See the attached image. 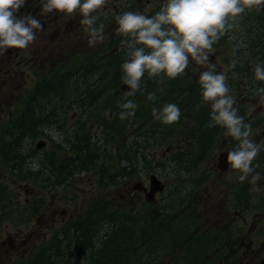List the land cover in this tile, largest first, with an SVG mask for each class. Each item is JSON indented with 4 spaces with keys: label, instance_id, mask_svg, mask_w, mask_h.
Here are the masks:
<instances>
[{
    "label": "trees",
    "instance_id": "trees-1",
    "mask_svg": "<svg viewBox=\"0 0 264 264\" xmlns=\"http://www.w3.org/2000/svg\"><path fill=\"white\" fill-rule=\"evenodd\" d=\"M126 1L124 8H127V11H135V7L139 8L137 0ZM162 6L163 4L147 15L149 17L154 15ZM110 12L108 10V13ZM110 16L111 14L108 15L107 22L113 24L115 18ZM237 24V28L213 45L215 54L212 56L214 58H210L208 65H213L212 67L217 70L215 64L219 62L222 63L220 67L223 65L231 67V63L236 61L235 68L231 67L230 71L236 73L237 79L241 75H246V81L251 85V95H254L256 88L264 87V82L255 81L252 70L256 63L264 62V8L246 10L238 18ZM124 39V36L117 33L115 43L102 53L79 60L73 65L64 66L62 70H50L21 103L18 114L4 126L0 133V147L3 151L7 145L11 146L16 141L15 134L39 139L40 130L46 129L49 120L54 119L52 123L60 127L61 123L67 125L68 114H83L88 116V119L71 133L67 150H59L61 144L64 146L63 143L55 144L51 148L56 155L52 160L51 169L57 173L58 179H60L59 176L64 175L65 180H68L74 177L75 173H89L95 168L98 172V182L104 187L112 189L121 186L124 190L132 188L138 176L136 159H141L144 163L157 160L152 159L147 153L148 147L140 144L141 136H144L145 140L153 138L152 146L160 147L165 144L168 159L178 164L190 165L188 171H197L201 160L216 150L218 146L216 140L225 136L226 131L220 126L209 127L210 112L202 102L201 88L198 83L202 70L197 72L192 65L197 63L190 62L185 72L176 79H169L163 74L154 79L142 78L140 89L146 90V93L141 94L137 91L134 96L127 97L138 105L135 115L133 118L121 120L119 114L123 109L119 107V104L125 102L126 97H120L119 93L125 90V95L128 92L121 80L123 73L120 67L127 58L126 49L121 43ZM222 47L230 49L233 57L226 58L224 53L221 54ZM231 81L234 83L233 86L228 84L231 94L238 98L240 89L236 88L239 82ZM150 93L156 94L154 101L148 99ZM44 97L48 98L47 102L44 101ZM55 97H59L62 103L59 105L54 103L52 99ZM167 103L179 106L181 118L178 122L165 125L157 121L154 124L155 118L148 119V114L153 107H163ZM44 108L52 112L47 113L43 111ZM101 113L103 115H100ZM240 113L245 116L243 107ZM62 116L61 121L62 118L59 120V117ZM95 117L101 133V136L96 137L88 127L89 121ZM259 119L263 129L264 117ZM140 120L144 122L141 123ZM190 122H194V127L188 129ZM187 135L193 151L186 149ZM38 145L37 149L43 151L47 142L42 143L44 147H38ZM231 145L236 146V142ZM24 151L26 152L27 149L22 148L19 152L20 157ZM70 151H73V156L65 163L57 159L59 155L68 154ZM109 151L114 152L115 155H111ZM6 153L4 152L5 156H7ZM117 157L120 168H116L114 164ZM18 158L16 154L15 160ZM258 166L264 167V154L259 157L258 162L253 161L254 169ZM131 169L132 172H129ZM148 175L150 177L152 173ZM117 176L123 178L120 184L115 182ZM57 186L58 184L54 183V187ZM176 186L179 187V184L167 185L165 193ZM189 199L188 190L179 198L178 205L181 206ZM119 208L121 210L109 213L99 203L91 205L88 212L79 215L73 222L66 223L62 229L63 232L57 230L25 262L20 264H74L75 260L71 259V254L77 255L78 262L81 264L90 262L89 258L94 264H99L97 261L100 259L102 264H149L148 254L152 250L172 249L184 244H187L185 246L187 254L181 251L175 254L179 257V264H181L180 261L189 260L188 246H191V254L193 251L196 257L193 259L194 264H198L202 259L203 254L199 252V249H202V245L205 246V241L200 239L195 245L193 239L186 236L188 221L183 225L172 220L170 224L156 230L154 227L147 226L154 221L153 216L145 217L142 223L139 210L132 209L127 212L122 209L123 206ZM101 216L107 217V220L103 221Z\"/></svg>",
    "mask_w": 264,
    "mask_h": 264
},
{
    "label": "rangeland",
    "instance_id": "rangeland-1",
    "mask_svg": "<svg viewBox=\"0 0 264 264\" xmlns=\"http://www.w3.org/2000/svg\"><path fill=\"white\" fill-rule=\"evenodd\" d=\"M37 1L38 3L33 6L36 7L37 13L44 18L45 21H49L47 25L49 28L55 23L61 22L62 26L59 27V30H61L63 35L60 39L52 43L55 47V51H49L44 72L37 73L33 71L24 90L23 88L19 90H0V96L3 99H10L15 96L13 105L1 111L0 132L11 117L18 114V109L23 102V98H27L31 90H33L35 83H39L50 70L61 69L64 66L73 65L79 60L92 57L97 53H102L107 47L115 43V35L117 33L120 34L117 31L118 24L116 23V19L113 24H109L107 18L109 14H111L110 17L115 18L116 15L122 13V6L127 2L126 0H107L105 7L94 13V15L99 17L97 26L99 23L104 24L105 39L103 41H98L95 46H90L88 43L90 34L86 30V26L80 23L83 16L79 11L73 13L71 16L57 11L56 13L58 15L48 14L42 11V5L40 4L41 0ZM165 2L166 0H141L137 2V6L141 7L140 10L144 9L140 12L147 15L151 10L156 9ZM109 8L112 9L110 13H108ZM137 8L138 7H135V11ZM146 8L147 11L145 12ZM62 14H64V16ZM69 19L74 21L75 25H78V27L69 26ZM55 27H57L56 24L51 29ZM67 27H69V31L66 30ZM49 32L51 33L52 31L49 30ZM221 51V54L224 53L226 58L233 57V53L230 49L222 47ZM214 54L215 51L213 50L209 56L212 57ZM1 56L6 60L9 56V51ZM191 63L196 62L191 61ZM192 65L197 72L199 70H209L207 65ZM220 65H222L221 62L215 64L217 70L211 67L209 68L215 70L217 73L228 74L226 83L231 86L234 85L231 80L239 82V86L236 89H240V95L236 98L237 106L235 107H238V115L240 116H242L240 109L241 107L244 108L245 116L242 117H244L245 122L250 123L252 126L251 139L258 145H261V151L255 158L258 162L259 157L264 154V127L262 129V124L259 123V117H264V104L260 103L259 96L251 95V85L246 81V75H241V77L237 79L236 73L230 71L231 67L227 65L220 67ZM9 75L10 73L7 75L1 74L0 79H5ZM143 78H148L147 73ZM124 92L125 90L121 91L119 96H125ZM139 92L145 94L146 90H140ZM52 100H54L53 102L57 103V105L62 103L59 97H55ZM204 105L206 109L211 112L210 104ZM156 108L162 107L158 106ZM51 112L52 111L48 110V113ZM100 115H103V113ZM148 116V119L153 117V109H151ZM60 118L61 117H59V120ZM67 118V125L61 123L60 127L52 123L54 119L49 120V123H47L48 131H46V134L49 135L47 146L36 158L29 160L20 157L19 152L22 151V148L25 149L26 145H29V143L24 142H20L15 146L17 152L14 154L19 156L17 160L12 159V157H7L4 154L0 156V244L5 242L6 247L9 248L8 254L0 255V264H20L25 262L35 249L42 245L54 231L61 227L64 228L66 223L73 222L79 215L88 212L91 205L96 203L101 204L109 213L121 210L119 208L120 206H123L122 209L127 212L132 209H137L140 212L142 223L145 217L154 216V221L147 226L154 227L156 230L157 228L170 224L172 220L175 223L183 225L188 221L186 236L190 237L191 240L193 239L192 241L195 245L200 239L205 241V246L202 245V249H199V252H201L203 256L198 264H219V257L221 264H223L222 262H226L224 259L228 255H231L232 248H241L240 245L234 244L233 242L229 243V239L238 235H243L245 243H250L252 241L260 244L264 243V233L262 229H255V226L264 219V205L262 206L259 203V201L264 200V174H262L264 172V167L254 170L252 173V175L259 174L261 177L260 180L257 181L259 189L257 191L252 190L253 186L250 183L251 176H249L247 180L241 182L238 179L240 173L237 170L231 169L229 166L226 171H222L220 167V154L222 152L228 153L234 150L231 145L232 143L236 142V146H238V142L232 137L223 136L217 139L216 142L218 141V146L216 150L201 160L199 169L197 171H188L190 165L178 164L176 161L174 162L172 159H168L169 156L166 155L167 146H165V144L160 147H155L151 144L153 138L145 140V137L141 136V138H139L140 144L143 147H148L147 153L151 155L152 159L157 160L144 163L141 159H136L138 176L134 181L135 183L137 182V184L135 185L134 183L133 187L128 190H124L121 186L109 189L99 184L98 172L95 168L89 173H75L74 177L68 180H65L64 175H61V177L59 176L60 179H58L56 177L57 173H54L51 169L52 160L56 156L51 149L52 146L63 143L64 149L67 150V143L71 139V133L83 121L87 120L88 116L83 114H68ZM131 118H133V116H131ZM140 121L141 123L144 122L143 120ZM156 122L157 120L153 121L154 124ZM262 122H264V119ZM88 127L95 137L98 135L101 136L96 117L89 121ZM193 127L194 122H190L188 129ZM50 132L56 134L57 139H53V135L49 134ZM31 146L32 142L30 141L29 149ZM33 147L36 149V144H34ZM186 149L193 151L188 135ZM109 153L115 155L114 152L109 151ZM72 156L73 151H70L68 154L59 155L57 159L65 163ZM114 164L116 168L121 167L118 157ZM124 164L127 166L126 163ZM129 172H132V169L129 170ZM150 173L154 174L157 180L164 185L167 184L168 186H172L179 184V187H172L166 193H158L159 189H157L158 194H152L150 193L151 182L149 183L148 179V174ZM122 179L121 176H117L115 182L120 184ZM57 180L58 182L64 180V185L54 187V183L59 184ZM141 182L144 183L146 188L136 191L135 189H140L139 184H141ZM223 184L225 185L224 188ZM233 187L241 190L242 198L246 197V190H251V193L247 195V207L239 216H231L228 211L230 209L229 207L219 216L218 209L221 207L220 202L224 201L228 203L230 201V197H227L225 193L228 189ZM188 190L190 199L179 206V198ZM149 194H151V196H149ZM175 199L177 200L174 203ZM255 204L256 207L249 208V206ZM35 209L38 210L37 215L41 217L47 214L46 218L53 220L55 226H52L48 230L45 228L46 226L39 221L40 219L38 216H36L38 218L30 219L27 214L30 211L34 212ZM15 237L18 238L19 241L13 244L14 248H12L10 243ZM186 245L187 244L182 246L178 245L172 249L166 250H152L151 253L148 254L149 264H177L179 261L175 258V254L181 251L186 255ZM190 248L191 246H188L189 260L180 261L181 264L195 263L193 259H196V257L194 256V252L191 254ZM240 250L242 251L240 255L241 259H243V249ZM263 258L262 254H259L255 261H253L250 255L245 261L252 262L251 264H259L258 262ZM71 259L75 260L74 264H81L78 262L77 255L71 254ZM88 260H90V262L87 261V264H94L93 260L90 258ZM97 263L102 264L101 259L98 260Z\"/></svg>",
    "mask_w": 264,
    "mask_h": 264
},
{
    "label": "clouds",
    "instance_id": "clouds-1",
    "mask_svg": "<svg viewBox=\"0 0 264 264\" xmlns=\"http://www.w3.org/2000/svg\"><path fill=\"white\" fill-rule=\"evenodd\" d=\"M25 2L0 0V55L10 48L26 49L36 40L37 31L43 28L40 20L32 15H17ZM106 3L107 0H41L44 13L55 10L71 16L79 11L83 16L80 23L90 34V46L105 39L104 24L97 26L99 17L94 13L104 8ZM253 8H264V0H166L160 10L150 17L135 11L116 15L117 31L125 37L121 43L127 55L120 65L123 73L121 80L131 89L125 94V102L119 104L123 109L119 118L125 120L135 115L138 105L127 97L141 90V81L146 73L150 79L162 74L176 79L191 61L208 65L213 45L237 28L238 18ZM235 66L232 62L231 67ZM253 73L255 81L264 82V62L256 63ZM227 79L224 73L202 71L198 78L202 102L211 106L209 127L226 129L224 135L238 142V146L228 152L230 168L240 173L238 179L241 182L251 176L252 190L257 191V181L261 177L259 174L252 175L253 161L260 153L261 145L251 139V124L238 115L239 109L234 106L237 101L231 94ZM254 95L259 96L260 103L264 104V87L256 88ZM148 99L154 101L156 94L150 93ZM153 117L162 124L171 125L180 120L181 110L177 104L167 103L162 108H153ZM49 134L57 139L56 134Z\"/></svg>",
    "mask_w": 264,
    "mask_h": 264
},
{
    "label": "flooded vegetation",
    "instance_id": "flooded-vegetation-1",
    "mask_svg": "<svg viewBox=\"0 0 264 264\" xmlns=\"http://www.w3.org/2000/svg\"><path fill=\"white\" fill-rule=\"evenodd\" d=\"M119 1V0H117ZM38 3L37 0H26L25 5L20 9L19 13H17L18 16L21 15H32L33 17L40 20L41 24L43 25V28L41 30H38L36 33V40L30 44L26 49H14L10 48L9 56L6 60H4L3 56L0 55V75L1 74H9L10 75L5 79H0V90H19L25 89L29 78L31 77V74L33 71H36L37 73H43L44 69L46 67L47 59L49 51L52 50V52L55 51V47L52 45L53 42H55L57 39H60V37L63 35L61 30H59V27L62 26L60 23H55L57 27L54 29H51L54 25L49 28L47 25L49 21H45L44 18H42L36 11V4ZM41 4V2H40ZM42 5V4H41ZM109 11H112L111 8H109ZM127 11V8H124V5L122 6V12ZM48 14H56V11L54 10L52 13ZM64 16V14H62ZM57 20V19H55ZM70 21V22H69ZM69 26H74L75 28L78 27V25H75V22L71 19L68 20ZM80 26V25H79ZM69 27H67L66 30H68ZM49 30L52 32L50 33ZM69 31V30H68ZM15 99V96H13L10 99H3L0 96V114L1 111L10 108L13 105V101ZM48 100V99H47ZM43 111H46L48 113L47 108H44ZM63 120V119H62ZM37 121H40L37 119ZM46 129H48L46 127ZM40 138H31L28 136L23 137L22 134H15L14 138L16 139L15 142L11 146L7 145L5 150L3 151L2 147H0V156L4 154V152H7L8 157H12V159L15 160L16 154L15 151L17 149L15 146L19 144L20 142L29 143L32 142V146L29 149V145L25 146V149L27 151L22 152V158L32 160L33 158H36L37 155L42 152L41 150L37 149V145L40 143H46L48 142L49 135L46 134L45 129L40 130ZM19 142V143H18ZM36 144V149H34L33 145ZM1 146V145H0ZM40 145H38L39 147ZM21 152V151H20ZM27 164V163H25ZM260 169V168H259ZM264 174V172L262 173ZM64 180L58 184L64 185ZM225 185L223 184V188ZM245 198H242V192L240 189H237L236 187L230 188L226 191L225 195L227 197H230V201L228 203H225L224 201L220 202L221 207L218 209V215L221 216L227 207L230 209L229 214L231 216H239L243 213L244 209L247 207V195L251 193V190L245 191ZM260 205H264V200L259 201ZM256 207V204L253 206H249V208ZM38 210H34V212L30 211L28 212L27 216L30 219H35L39 217V221L46 226L48 230L53 226H55V223L51 219H47L46 215H43L42 217L37 215ZM38 216V217H36ZM58 217V216H57ZM63 227L58 228V230H62ZM255 229H262L264 233V219L259 222ZM19 241L18 238H14L12 242L10 243L13 247V244L17 243ZM234 243L237 245H240L241 248L231 249V255H228L224 260L226 262H222L223 264H251L252 262H246L245 260L251 255L252 260L255 261L256 257L259 254H262V257H264V243H245V238L243 235H238L234 238L229 239V243ZM40 246H38L36 249H38ZM8 247H6V243L3 242V244H0V255L8 254ZM35 249V250H36ZM240 249H243V259H241V253L242 251ZM193 253V251H192ZM179 261V258H177ZM264 260V258L262 259ZM262 260H260L258 263H260ZM179 264V262L177 263ZM219 264L220 263V257H219Z\"/></svg>",
    "mask_w": 264,
    "mask_h": 264
},
{
    "label": "water",
    "instance_id": "water-1",
    "mask_svg": "<svg viewBox=\"0 0 264 264\" xmlns=\"http://www.w3.org/2000/svg\"><path fill=\"white\" fill-rule=\"evenodd\" d=\"M227 156H228V153H224L220 156V167L222 171H226L227 168L230 166L227 161ZM164 188H165V185L159 182L155 176L151 177V192L150 193L152 194L157 193V189H159L158 192H162ZM149 196H151V194H149ZM260 264H264V261H262Z\"/></svg>",
    "mask_w": 264,
    "mask_h": 264
},
{
    "label": "bare ground",
    "instance_id": "bare-ground-1",
    "mask_svg": "<svg viewBox=\"0 0 264 264\" xmlns=\"http://www.w3.org/2000/svg\"><path fill=\"white\" fill-rule=\"evenodd\" d=\"M218 53H219V52H218ZM210 58H211V57H210ZM212 58H214V57H212ZM210 65H211V64H210ZM189 70H190V69H189ZM188 73H189V72H188ZM191 76H192V75H191ZM197 78H198V77H197ZM194 79H196V78H194ZM194 81H195V80H194ZM244 98H245V97H244ZM47 99H48L47 97H44V101H45V102H47ZM241 100H242V99H241ZM45 106H46V105H45ZM153 108H156V107H153ZM153 108H152V109H153ZM61 118L63 119V116H62ZM62 119H61V121H62ZM62 149H64V146H62V144H61L60 147H59V150H62ZM186 152H187V151H186ZM200 172H201V171H200ZM160 173H161V172H160ZM178 197H179V196H178ZM176 198H177V196H176ZM176 200H177V199H175L174 203L176 202ZM181 200H182V199H181ZM168 203H169V202H168ZM168 203H167V204H168ZM174 203H173V204H174ZM176 204H177V203H176ZM171 208H172V207H171ZM171 210H172V209H171ZM161 212H162V211H161ZM168 212H169V211H168ZM169 214H170V213H169ZM101 217H102L103 221L107 220V217H105V216H101ZM153 217H154V216H153ZM161 217H162V216H161ZM168 217H169V216H168ZM170 217H171V216H170Z\"/></svg>",
    "mask_w": 264,
    "mask_h": 264
}]
</instances>
